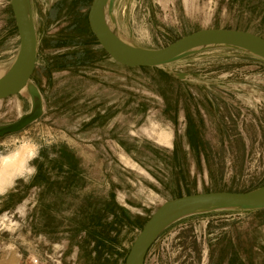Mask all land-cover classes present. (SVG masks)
I'll return each mask as SVG.
<instances>
[{
    "label": "rangeland",
    "instance_id": "1",
    "mask_svg": "<svg viewBox=\"0 0 264 264\" xmlns=\"http://www.w3.org/2000/svg\"><path fill=\"white\" fill-rule=\"evenodd\" d=\"M113 2L119 33L142 49L207 28L264 37V0ZM75 3L29 0L37 41L30 82L42 113L0 137V158L28 146L26 170L0 191V264H126L166 201L264 186V58L214 46L127 67L93 34V0ZM19 49L10 0H0V67ZM32 107L27 87L0 100V126ZM258 210L180 218L157 236L144 264H264Z\"/></svg>",
    "mask_w": 264,
    "mask_h": 264
},
{
    "label": "water",
    "instance_id": "2",
    "mask_svg": "<svg viewBox=\"0 0 264 264\" xmlns=\"http://www.w3.org/2000/svg\"><path fill=\"white\" fill-rule=\"evenodd\" d=\"M106 0H93L89 11V24L100 46L116 62L127 67H153L170 62L199 46H222L243 48L264 58V37L255 33L230 28H207L195 31L158 49H142L123 46L103 29L101 12ZM20 38V49L11 73L0 81V100L14 96L24 90L33 75L37 58L36 32L29 0H10ZM32 110L17 121L0 126V137L22 131L42 113L40 95L35 90ZM236 209H264V186L245 191H212L183 195L168 200L148 218L135 239L126 264H144L147 252L171 219L183 212L207 205Z\"/></svg>",
    "mask_w": 264,
    "mask_h": 264
},
{
    "label": "bare ground",
    "instance_id": "3",
    "mask_svg": "<svg viewBox=\"0 0 264 264\" xmlns=\"http://www.w3.org/2000/svg\"><path fill=\"white\" fill-rule=\"evenodd\" d=\"M113 1L114 0H106V2L104 3L103 9L100 15L101 25L103 29L108 33V35L112 37L115 41H117L123 46L134 47V45L129 40L125 39L124 38L125 36L123 37L122 34H120L117 29V24L115 23V19L113 20V17H112L113 16V3H114ZM210 47H213V46H206V45L199 46V47H196L195 50L194 49L189 50L188 52H186L184 55H181L180 57H183L193 52L195 53L198 50H201L204 48H210ZM240 49H243V48H240ZM180 57H177V58H180ZM14 62L8 69H6V67L5 68L0 67V81H2L4 78H6L11 73L13 66H14ZM27 88L29 89L31 93L32 92L34 93L36 90V87H34V85L31 82L28 83ZM160 141L167 143V145L171 146V142L169 138L166 136L161 137ZM27 154H28V146L25 145L21 149H19L17 152L11 153L8 156L4 155L0 158V191H3L7 187H9L14 182L15 178L26 170L25 160L27 158ZM222 208L223 207L216 206L214 204V205H207L204 207L187 210L183 212L182 214L177 215L174 218H172L170 223L176 220H179L180 218H184L185 216H190V215L205 212L208 210L215 211L217 209H222ZM225 208H228V207H225Z\"/></svg>",
    "mask_w": 264,
    "mask_h": 264
},
{
    "label": "trees",
    "instance_id": "4",
    "mask_svg": "<svg viewBox=\"0 0 264 264\" xmlns=\"http://www.w3.org/2000/svg\"><path fill=\"white\" fill-rule=\"evenodd\" d=\"M89 0H76L75 6L77 7V9H81L83 7V5L88 2ZM259 188V187H257ZM256 189V188H255ZM250 191V190H249ZM258 211L264 212V209H260Z\"/></svg>",
    "mask_w": 264,
    "mask_h": 264
}]
</instances>
